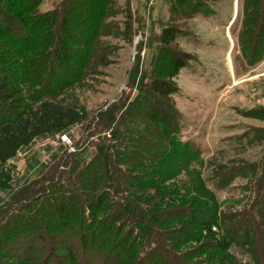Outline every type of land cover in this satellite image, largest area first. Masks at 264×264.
Listing matches in <instances>:
<instances>
[{"label": "trees", "instance_id": "trees-1", "mask_svg": "<svg viewBox=\"0 0 264 264\" xmlns=\"http://www.w3.org/2000/svg\"><path fill=\"white\" fill-rule=\"evenodd\" d=\"M2 3L0 174H19L16 162L23 157L28 167L18 190L0 187V264H8L4 259L13 255L27 264H153L173 231L159 227L154 218L162 213L171 219L180 216L172 208L151 211L161 201L159 195L169 192L163 183L173 168L164 159L172 144L184 150L190 146L181 140L185 124L170 98V79L180 66L168 72V63L182 59V53L166 46L164 35L170 31L151 33L141 44L147 55L139 62L135 97L108 105L97 112V120L92 115L86 119L76 107L52 98L95 81L99 67L108 62L114 48L105 39L120 31L112 20L121 11L117 0H61L43 14L38 13L41 0H8L9 9L14 5L18 14ZM241 13L240 39L252 50L253 65L259 52L264 54V0H242ZM133 32L129 25L131 42ZM10 41L14 46L7 48ZM16 101L21 108L6 112ZM79 132L83 138L76 141ZM250 143L222 150L205 163L219 190L241 177L251 180L246 188L250 195L238 202L244 204L237 215L242 218L234 224L235 218L212 215L202 204L197 212L206 224L209 216L218 217L221 230L209 231L213 239L219 234L231 243L224 253L229 264H264V139L254 141L262 151L259 160L246 157ZM64 157L69 158V176L52 182L49 170ZM39 183V190L32 191Z\"/></svg>", "mask_w": 264, "mask_h": 264}, {"label": "rangeland", "instance_id": "rangeland-1", "mask_svg": "<svg viewBox=\"0 0 264 264\" xmlns=\"http://www.w3.org/2000/svg\"><path fill=\"white\" fill-rule=\"evenodd\" d=\"M0 1L4 2L2 6L5 8L10 5L8 0ZM60 2L41 0L38 13H48ZM192 3L194 9L189 7ZM117 4L121 11L112 20L119 25L120 31L118 36L105 39L114 48L108 62L99 67L95 81L86 80L52 100L76 107L86 119L96 116V120L97 112L104 111L108 105L132 100L138 92L139 62L141 64L147 55L141 44L151 33L159 35L163 28H167L170 32L164 35L166 46L182 53L180 62L170 58L172 62L168 63V72L177 70L176 64L180 66L175 77L170 79L173 84L170 98L185 124L181 140L188 141L190 146L184 150L174 143L171 153L164 159V162H169L170 170L173 168L167 172L173 175L163 183V188L169 192L165 197L159 195L161 201L151 211L162 212L172 208L180 216L171 219L162 213L154 218L159 227L173 231L167 234L165 250L161 257L156 256L153 264H169L170 261H180L181 264H218L220 261L229 264L224 253L230 249L231 243L219 234L217 239L212 235L221 230L218 217L207 215L210 223L206 224L196 216L202 204L212 215L227 214L235 218L230 223L232 225L242 218L237 217L244 209L239 200L250 195L246 188H250L251 180L243 177L227 190L217 189L211 182L205 163L222 150L232 151L236 146L249 142L252 146L248 147L246 157L259 160L262 155L254 141L264 139V54L260 51L255 60L257 63H249L255 57L250 47L242 46L244 41L240 39L242 0H117ZM9 7L7 9L14 14L20 11L14 5ZM129 25L134 31L132 42L127 39ZM12 45V41L8 42L7 48H12ZM16 84L27 86L19 81ZM20 104L16 101L5 111L10 112L12 108L17 111ZM35 104L34 101V107ZM81 134H75L76 141L82 140ZM95 139L92 137L91 143ZM51 143L53 148L57 147V143ZM63 143L68 144L69 141L66 139ZM71 148L69 153L74 151ZM44 159L47 160L46 156ZM68 159L64 157L53 165L48 179H54L52 182L67 179L70 173ZM16 164L19 174L8 170L0 174L1 188L19 189V179L28 165L24 157ZM36 173L40 174L37 170ZM41 185L39 183L38 189L35 186L31 190L37 192ZM13 256L4 262L27 264L18 255Z\"/></svg>", "mask_w": 264, "mask_h": 264}, {"label": "built area", "instance_id": "built-area-1", "mask_svg": "<svg viewBox=\"0 0 264 264\" xmlns=\"http://www.w3.org/2000/svg\"><path fill=\"white\" fill-rule=\"evenodd\" d=\"M108 137H110V135H109V134H108ZM66 139H67V137H66V136H63V137H62V140H64V141H65ZM71 150H74V149H72V148H71Z\"/></svg>", "mask_w": 264, "mask_h": 264}, {"label": "water", "instance_id": "water-1", "mask_svg": "<svg viewBox=\"0 0 264 264\" xmlns=\"http://www.w3.org/2000/svg\"><path fill=\"white\" fill-rule=\"evenodd\" d=\"M235 18H236V16H235ZM235 18H234V19H235Z\"/></svg>", "mask_w": 264, "mask_h": 264}]
</instances>
